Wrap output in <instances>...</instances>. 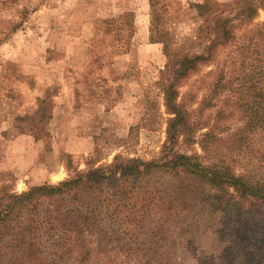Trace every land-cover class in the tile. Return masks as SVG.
<instances>
[{
	"label": "rangeland",
	"instance_id": "1",
	"mask_svg": "<svg viewBox=\"0 0 264 264\" xmlns=\"http://www.w3.org/2000/svg\"><path fill=\"white\" fill-rule=\"evenodd\" d=\"M202 1L168 2L164 27L183 51H205L202 20L190 7ZM127 12L134 14L136 32L122 47L116 32L126 35L128 26L108 31L106 22ZM150 14V0H0L2 210L8 195L56 185L97 157L96 166L116 155L159 158L170 115L158 84L166 56L162 43L150 41ZM262 22L264 9L189 75L178 101L186 100L192 118L202 120L198 137L216 138L206 153L198 145L182 150L264 182V99L257 97L264 93V74L253 69L263 60L255 54L243 60L236 46ZM126 46V53L112 52ZM46 97L51 109L41 118L38 99ZM251 121L253 130L246 127ZM144 180L155 192L184 185L181 177L160 173ZM184 187L172 212L168 200L162 213L155 200L131 210L94 204L90 225L82 223L89 255L79 244L65 252L58 247L61 232L39 217L56 202L41 199L0 224V264H264V200L243 201L232 187L221 191L191 180Z\"/></svg>",
	"mask_w": 264,
	"mask_h": 264
},
{
	"label": "trees",
	"instance_id": "2",
	"mask_svg": "<svg viewBox=\"0 0 264 264\" xmlns=\"http://www.w3.org/2000/svg\"><path fill=\"white\" fill-rule=\"evenodd\" d=\"M168 2L169 0H150V41L163 44L166 64L160 72L158 84L167 113L170 115L167 120L166 140L159 158L144 161L116 155L110 164L100 166H96L100 162L98 157L89 160L85 171L78 170L74 176L56 185L34 186L27 192L8 195L4 210L1 205L4 196L1 197L0 224L9 214L22 207L33 205L41 199L56 202L54 208L47 207L40 210L42 214L39 217H43V222L40 224L45 223L54 227L50 229L56 228L61 232L60 236L57 234L56 241L64 252L79 244V247L88 251L89 255L90 244L85 235L87 226L82 223L90 225L92 219L90 215L95 205L96 207L112 206L114 210L117 208L131 210L140 203L141 209H146L155 200L158 212L162 213L163 206L168 200L171 206L168 204L166 208H170L172 212L174 211L172 202H180L186 193L184 187L186 180L221 191L232 187L239 198L245 199L243 201H250L252 198L264 200V182L252 181L244 173H234L233 168L227 164L209 166L203 160L204 155L196 151L189 154L182 150L198 145L202 152L206 153L216 138L211 133L200 134L198 137V131L203 128L202 120L192 118V111L187 108L186 100L178 101L181 84L192 72L209 62L217 48L236 40L237 28L254 22L259 10L264 9V0H234L232 3L204 0L201 3H190L197 17L202 20L199 35L207 41L203 53L186 52L176 47L173 35L164 27L170 19ZM133 16L132 12H127L106 22L108 31L121 28L123 24L128 26L126 35L121 36L120 32H116L118 40L124 42L122 47H125L126 41L136 32ZM244 36L245 41L241 45H236L237 49L242 51V59L248 58L250 54L261 55L263 65L253 66V69L259 67L261 74H264V22L253 24L248 30V35L244 34ZM128 50L129 47L126 46L125 49H113L112 52L123 54ZM250 76L251 74H246V80ZM48 97L38 99L35 115L40 113L41 118L49 117L47 111L51 109V101ZM257 97L264 99V93L257 94ZM246 127L253 130L252 121L248 122ZM33 135L36 137L35 132ZM244 137L240 135L237 140L235 139V153L239 151L236 144H241ZM155 173L181 177L184 185L177 184L169 191L160 188L155 192V189L151 190L150 184L144 180L146 176ZM135 214L137 216V211L130 212L127 216L133 219Z\"/></svg>",
	"mask_w": 264,
	"mask_h": 264
}]
</instances>
